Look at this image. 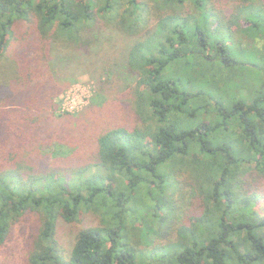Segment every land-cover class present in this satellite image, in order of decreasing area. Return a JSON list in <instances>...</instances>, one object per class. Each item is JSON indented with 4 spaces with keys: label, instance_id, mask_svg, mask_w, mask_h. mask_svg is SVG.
Returning <instances> with one entry per match:
<instances>
[{
    "label": "trees",
    "instance_id": "obj_1",
    "mask_svg": "<svg viewBox=\"0 0 264 264\" xmlns=\"http://www.w3.org/2000/svg\"><path fill=\"white\" fill-rule=\"evenodd\" d=\"M240 1L0 0V248L35 214L26 264H264V2ZM97 64L132 121L43 158L65 69Z\"/></svg>",
    "mask_w": 264,
    "mask_h": 264
},
{
    "label": "rangeland",
    "instance_id": "obj_2",
    "mask_svg": "<svg viewBox=\"0 0 264 264\" xmlns=\"http://www.w3.org/2000/svg\"><path fill=\"white\" fill-rule=\"evenodd\" d=\"M263 2L264 0H259L257 4L261 5ZM235 3L240 4L241 1L236 0ZM190 8L194 9L192 5ZM233 8L234 3L226 9L228 16ZM243 39L249 40V37L243 35ZM262 41L259 46H264ZM123 46H115L112 54L119 56L124 51ZM104 75V69L101 70L98 64L86 65L83 69H65L57 88L52 92L53 94L58 90L54 100L56 114L49 116V119H46V114L40 116L45 129L41 133L42 138L35 145V150L43 158L52 159V154L56 151L66 153L72 158L87 156L96 147L99 129L129 124L132 121L126 106L124 83H118L113 88L107 86L106 91L101 92ZM53 140H57L54 142L56 146H63L57 150ZM181 182H184L183 178ZM183 193L184 197L179 199L182 207L180 220L192 212L194 204L191 188L187 186ZM37 221L38 215L30 214L15 227L11 239L0 248V264H26L29 239L37 229ZM97 224L98 218L94 215L82 216L80 222L64 223L59 232L62 243L66 247L72 246L80 229ZM157 242L159 243L158 240Z\"/></svg>",
    "mask_w": 264,
    "mask_h": 264
}]
</instances>
